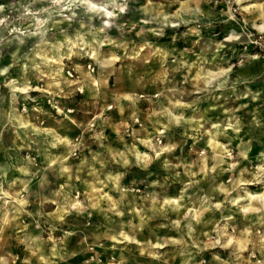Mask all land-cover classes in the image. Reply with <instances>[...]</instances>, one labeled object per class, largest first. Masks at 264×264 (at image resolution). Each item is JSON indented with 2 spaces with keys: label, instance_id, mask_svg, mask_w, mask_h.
<instances>
[{
  "label": "rangeland",
  "instance_id": "obj_1",
  "mask_svg": "<svg viewBox=\"0 0 264 264\" xmlns=\"http://www.w3.org/2000/svg\"><path fill=\"white\" fill-rule=\"evenodd\" d=\"M261 24L264 0H0V264H264Z\"/></svg>",
  "mask_w": 264,
  "mask_h": 264
},
{
  "label": "bare ground",
  "instance_id": "obj_2",
  "mask_svg": "<svg viewBox=\"0 0 264 264\" xmlns=\"http://www.w3.org/2000/svg\"><path fill=\"white\" fill-rule=\"evenodd\" d=\"M87 1V0H86ZM89 5H91L90 7L92 8V6L93 7H97L98 5L97 4H95V3H93V2H91V1H89ZM261 31H264V24H261V25H258L257 26ZM5 69V68H4ZM6 71V70H5ZM262 176V175H261ZM264 176V175H263ZM261 197V196H260ZM260 262V264H262L261 263V261H259Z\"/></svg>",
  "mask_w": 264,
  "mask_h": 264
}]
</instances>
